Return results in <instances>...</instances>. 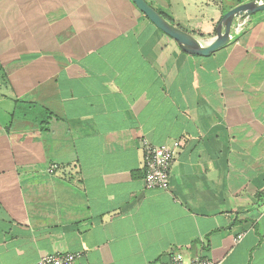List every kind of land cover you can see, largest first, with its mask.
Segmentation results:
<instances>
[{
	"label": "crops",
	"instance_id": "1",
	"mask_svg": "<svg viewBox=\"0 0 264 264\" xmlns=\"http://www.w3.org/2000/svg\"><path fill=\"white\" fill-rule=\"evenodd\" d=\"M145 1L210 42L253 0ZM143 140L179 143L169 192L144 188ZM174 250L264 264V12L204 57L131 0H0V264Z\"/></svg>",
	"mask_w": 264,
	"mask_h": 264
},
{
	"label": "built area",
	"instance_id": "2",
	"mask_svg": "<svg viewBox=\"0 0 264 264\" xmlns=\"http://www.w3.org/2000/svg\"><path fill=\"white\" fill-rule=\"evenodd\" d=\"M249 18H241L232 27V36L237 37L243 32ZM179 143L173 142L168 145L154 146L143 140L141 143L143 164V185L146 190L170 191V171L176 158ZM56 170L55 166L49 168V173ZM80 254L56 253L41 258L37 264H78ZM155 264H221L206 259L185 260L179 251L174 250L169 255L166 263Z\"/></svg>",
	"mask_w": 264,
	"mask_h": 264
},
{
	"label": "water",
	"instance_id": "3",
	"mask_svg": "<svg viewBox=\"0 0 264 264\" xmlns=\"http://www.w3.org/2000/svg\"><path fill=\"white\" fill-rule=\"evenodd\" d=\"M138 11L162 34L178 44L181 50L193 56H209L226 46L233 38L232 27L241 18H249L254 14L264 12V1L253 0L240 4L226 12L216 26V36L210 42H201L192 34L180 29L145 0H131Z\"/></svg>",
	"mask_w": 264,
	"mask_h": 264
},
{
	"label": "trees",
	"instance_id": "4",
	"mask_svg": "<svg viewBox=\"0 0 264 264\" xmlns=\"http://www.w3.org/2000/svg\"><path fill=\"white\" fill-rule=\"evenodd\" d=\"M160 13V12H159ZM165 19H167L168 21H170L171 23H173L167 16H165L164 14L160 13Z\"/></svg>",
	"mask_w": 264,
	"mask_h": 264
}]
</instances>
